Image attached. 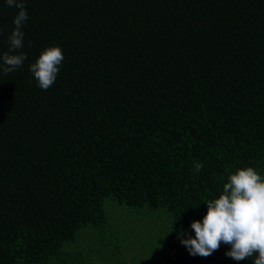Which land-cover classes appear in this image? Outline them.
I'll list each match as a JSON object with an SVG mask.
<instances>
[{"label": "trees", "instance_id": "trees-1", "mask_svg": "<svg viewBox=\"0 0 264 264\" xmlns=\"http://www.w3.org/2000/svg\"><path fill=\"white\" fill-rule=\"evenodd\" d=\"M25 3L27 59L0 73V264H123L76 247L85 229L106 241L108 200L165 213L162 264H253L176 237L229 174L264 178V0ZM17 12L0 0V56ZM50 46L45 91L28 69Z\"/></svg>", "mask_w": 264, "mask_h": 264}, {"label": "clouds", "instance_id": "clouds-1", "mask_svg": "<svg viewBox=\"0 0 264 264\" xmlns=\"http://www.w3.org/2000/svg\"><path fill=\"white\" fill-rule=\"evenodd\" d=\"M9 7L18 9L13 18L14 28L8 36L9 50L0 56V73L8 75L22 68L27 54L24 47L23 27L29 15L25 0H5ZM18 52V54H16ZM64 60L62 48L46 47L29 71L37 87L48 90L56 81ZM204 165L194 163L196 172ZM207 212L202 220L192 221L194 236L177 233V239L189 255L207 258L221 245L229 246L225 256L237 262L252 259L253 264H264V178L253 167L238 168L227 177L218 198L204 202ZM187 237V238H185Z\"/></svg>", "mask_w": 264, "mask_h": 264}, {"label": "rangeland", "instance_id": "rangeland-1", "mask_svg": "<svg viewBox=\"0 0 264 264\" xmlns=\"http://www.w3.org/2000/svg\"><path fill=\"white\" fill-rule=\"evenodd\" d=\"M107 217L104 234L106 241L101 244L93 232L83 233L77 248L107 255V262L123 264H162L164 262V240L170 227V220L161 210L148 211L129 209L108 200L104 206Z\"/></svg>", "mask_w": 264, "mask_h": 264}]
</instances>
